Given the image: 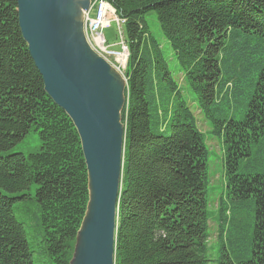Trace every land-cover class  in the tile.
Instances as JSON below:
<instances>
[{
	"label": "trees",
	"instance_id": "trees-1",
	"mask_svg": "<svg viewBox=\"0 0 264 264\" xmlns=\"http://www.w3.org/2000/svg\"><path fill=\"white\" fill-rule=\"evenodd\" d=\"M105 1L129 53L114 264H208L210 223L217 264H264V0ZM170 58L221 143L213 210L210 152ZM32 131L36 153L4 154ZM86 184L77 133L44 92L16 1L0 0V264H69Z\"/></svg>",
	"mask_w": 264,
	"mask_h": 264
},
{
	"label": "water",
	"instance_id": "water-1",
	"mask_svg": "<svg viewBox=\"0 0 264 264\" xmlns=\"http://www.w3.org/2000/svg\"><path fill=\"white\" fill-rule=\"evenodd\" d=\"M15 1L44 92L69 118L84 160L88 198L69 264H114L127 81L84 38L92 0Z\"/></svg>",
	"mask_w": 264,
	"mask_h": 264
},
{
	"label": "rangeland",
	"instance_id": "rangeland-1",
	"mask_svg": "<svg viewBox=\"0 0 264 264\" xmlns=\"http://www.w3.org/2000/svg\"><path fill=\"white\" fill-rule=\"evenodd\" d=\"M94 0H92L93 2ZM95 15L94 11H91V16L93 17ZM149 25L151 26V31L154 32V34L157 32L159 35V29L157 24L154 21V14H151L149 16ZM158 30V31H155ZM104 37L106 41L108 42V45H112L117 41L116 38V25L115 23H111L110 28L106 29L104 31ZM165 45V43H164ZM170 64V70L173 74L174 79L177 81L178 85L183 88L184 96L187 99L188 105L192 110V113L195 117L197 127L199 131L204 135L206 146L208 147V150L210 152L209 159H208V168H209V181H210V187L211 192L209 195L210 200V207L211 210H213L216 207V202L218 197L223 193L224 191V183H223V160L221 155V143L216 138L212 137L208 134L209 132V126L206 124V122L203 120L199 109L197 108L196 104L192 102L193 96L189 92L188 88L186 87V84L183 81V75L181 72H179V69L177 67V63L173 58H170L169 60ZM125 67L120 68V72L125 71ZM220 144V145H219ZM40 142L38 138V134L36 132H29L24 139H22L20 142H18L9 152H6L4 154L8 153H21L25 156L31 153H36L39 150ZM223 183V184H222ZM210 230H209V256L212 260V262L208 264H217L216 263V227L213 223H210ZM29 242H32L31 239H29Z\"/></svg>",
	"mask_w": 264,
	"mask_h": 264
},
{
	"label": "built area",
	"instance_id": "built-area-1",
	"mask_svg": "<svg viewBox=\"0 0 264 264\" xmlns=\"http://www.w3.org/2000/svg\"><path fill=\"white\" fill-rule=\"evenodd\" d=\"M91 10H97V14L87 20H89L91 24H96L98 26L97 28L90 30V33L91 37L97 36L99 39L98 45L100 46V49L98 52L100 57H103L112 67H114V64L119 65L117 61L119 58H122L126 64L128 49L124 42L122 29L125 21L116 15L115 10H113L105 0H94ZM112 22L116 25V45H108L102 34V29L108 28L109 24ZM99 27L100 32H98ZM115 46L118 48L117 50L115 49Z\"/></svg>",
	"mask_w": 264,
	"mask_h": 264
},
{
	"label": "bare ground",
	"instance_id": "bare-ground-1",
	"mask_svg": "<svg viewBox=\"0 0 264 264\" xmlns=\"http://www.w3.org/2000/svg\"><path fill=\"white\" fill-rule=\"evenodd\" d=\"M92 4H93V2L91 3V6H90V9H88L87 11H85L84 13H83V34H84V38H85V40L87 41V44L89 45V47L92 49V51L94 52V53H96L99 57H100V55H99V52H98V50L100 49V46L98 45V41H99V39H98V37L97 36H93V37H91V33H90V30H93V29H95V28H97L98 26L96 25V24H91L90 22H89V20H87V19H89V18H91L92 16H91V11H94L95 12V15L97 14V10H91V7H92ZM112 8V7H111ZM113 9V8H112ZM114 10V9H113ZM94 15V16H95ZM93 16V17H94ZM87 20V21H86ZM104 29H102V34H103V36H104ZM98 32H100V27L98 28ZM108 43V42H107ZM102 59H104L103 57H101ZM105 60V59H104ZM117 61H118V63H119V65H116V64H114V69H115V71L119 74V75H121L123 78H125L124 76H123V74H122V72H120V68H123V67H125V61L124 60H122V58H119V59H117ZM107 62V61H106ZM108 63V62H107ZM109 64V63H108ZM111 66V65H110ZM127 89V88H126Z\"/></svg>",
	"mask_w": 264,
	"mask_h": 264
}]
</instances>
